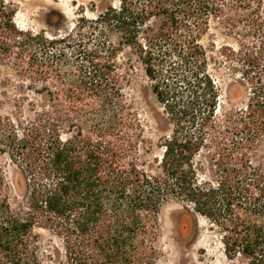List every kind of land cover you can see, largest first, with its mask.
Returning a JSON list of instances; mask_svg holds the SVG:
<instances>
[{"label": "trees", "instance_id": "trees-1", "mask_svg": "<svg viewBox=\"0 0 264 264\" xmlns=\"http://www.w3.org/2000/svg\"><path fill=\"white\" fill-rule=\"evenodd\" d=\"M261 4L118 0L48 37L20 29L13 3L0 0V60L37 95L25 117L0 114V157L17 168L15 187L26 199L24 215L15 214L0 162V264H40L37 226L61 241L60 258L50 264H154L158 212L170 200L218 228L231 264H264V165L252 167L247 158L264 133ZM211 21L238 39L225 56L246 98L219 115L200 42ZM124 47L170 125L154 166L138 154L141 124L122 100L113 57ZM201 150L214 167L208 181L197 178Z\"/></svg>", "mask_w": 264, "mask_h": 264}, {"label": "rangeland", "instance_id": "rangeland-1", "mask_svg": "<svg viewBox=\"0 0 264 264\" xmlns=\"http://www.w3.org/2000/svg\"><path fill=\"white\" fill-rule=\"evenodd\" d=\"M15 7L14 21L23 30L44 32L48 37L62 35L71 30L80 16L94 19L108 5H117L118 0H8ZM264 20V0L260 8ZM93 41V40H90ZM200 42L205 46L209 57L208 72L217 89L219 115L226 110L243 106L246 98L242 87L234 83L238 71L226 58L230 48H238V39L223 33L220 26L210 22ZM116 72L120 76L122 100L127 109L141 124V142L138 154L147 165H155L162 152L161 139L169 133L170 125L160 103L155 99L151 83L144 74L135 55L124 47L113 57ZM236 85V89L231 87ZM24 96V97H23ZM22 97V98H21ZM19 98V104L14 100ZM60 98L63 96L60 94ZM37 99L30 90L29 82L20 78L12 66L0 60V114L12 118L26 116L27 102ZM67 135L61 133V137ZM252 167L264 165V133L254 142L247 153ZM7 182V195L11 209L19 216L24 215L26 199L21 188L15 187L17 168L6 155L0 157ZM237 162V160H235ZM197 178L211 180L214 167L205 150L194 156ZM254 197L261 193L253 189ZM261 200L259 199L258 203ZM159 235L155 243L154 264H231L224 256L218 228L206 217L188 205L170 200L162 204L158 212ZM36 252L40 264L56 262L61 255V241L49 229L35 227Z\"/></svg>", "mask_w": 264, "mask_h": 264}]
</instances>
